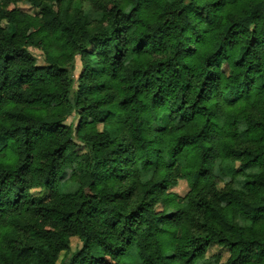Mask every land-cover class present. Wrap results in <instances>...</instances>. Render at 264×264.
<instances>
[{
  "label": "trees",
  "instance_id": "trees-1",
  "mask_svg": "<svg viewBox=\"0 0 264 264\" xmlns=\"http://www.w3.org/2000/svg\"><path fill=\"white\" fill-rule=\"evenodd\" d=\"M61 253L264 264V0H0V264Z\"/></svg>",
  "mask_w": 264,
  "mask_h": 264
},
{
  "label": "rangeland",
  "instance_id": "rangeland-1",
  "mask_svg": "<svg viewBox=\"0 0 264 264\" xmlns=\"http://www.w3.org/2000/svg\"><path fill=\"white\" fill-rule=\"evenodd\" d=\"M87 6H88V4L85 3L84 7H87ZM18 9L22 13H25V14L31 16V17H34V16L37 15L36 12L34 10H32L29 5H19ZM1 25H2V28L7 30L8 32L12 31V28L10 26H8L6 24V22L2 21ZM27 51L29 52V54H31L36 59V62H37L38 66H44L45 65L43 54L40 51H38V50H36L35 48H32V47L27 48ZM74 67H75L74 76L77 78L79 76L80 72H81V69H82L81 68V63H80V60H79L78 57L75 58ZM77 120H78L77 116L74 113L66 120L65 124L74 126L77 123ZM165 121H166V118L163 117L161 119V124L165 123ZM97 130L99 132L101 131V126L100 125H97ZM235 166H236V168H238L239 164H236ZM221 168H222V164L221 163L216 165V167H215V174L216 175H218V176L220 175ZM70 174H71L70 171L66 170L64 172V174L60 176V178H59L60 182H62L65 179L69 178ZM222 180L226 183L227 181H229V178L225 177ZM169 191L171 193L179 196V197H184L189 192V189H188V187H187V185H186V183L184 181H179L177 183V185L175 187L169 189ZM31 193L35 197L42 198L43 200H46L47 196H48V191L43 190V189H36V190H33ZM70 241H71V249H72V251H74V250H76V249H78L80 247V244L77 241V239L72 238ZM213 254H220L222 263H224L227 260L228 256H229V252H228L227 249H225L223 247H219L216 244H212L209 247V249L206 252V257L208 258V257L212 256ZM63 263H64V254L61 253L60 257H59V259L57 261V264H63Z\"/></svg>",
  "mask_w": 264,
  "mask_h": 264
}]
</instances>
